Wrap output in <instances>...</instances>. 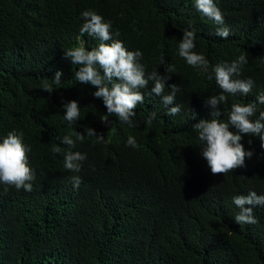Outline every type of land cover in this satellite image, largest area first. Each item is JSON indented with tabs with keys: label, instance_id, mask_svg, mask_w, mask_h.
Instances as JSON below:
<instances>
[{
	"label": "trees",
	"instance_id": "obj_1",
	"mask_svg": "<svg viewBox=\"0 0 264 264\" xmlns=\"http://www.w3.org/2000/svg\"><path fill=\"white\" fill-rule=\"evenodd\" d=\"M214 2L230 29L227 39L216 36L195 0H0V142L22 130L35 173L31 191L0 183V264H264V206H248L257 223L238 225L232 202L239 194H264L260 138L242 135L253 156L243 167L213 175L193 126L212 119L205 101L221 91L211 72L217 63L244 54L240 78L254 80L249 94L229 95L218 106L220 119L227 120L232 104L264 94V0ZM85 10L110 21L114 38L128 50L139 49L147 72L165 75L161 56L175 66L166 83L180 86L179 114H168L174 105L150 94V83L132 126L115 116L110 125L100 120L107 112L103 101L93 96L94 87L76 81L79 66L64 53L99 44L80 35ZM192 28L194 51L209 61L207 74L179 56L183 32ZM58 70L59 85L52 80ZM44 82L52 93L41 90ZM72 100L80 119L69 125L63 105ZM151 112L157 118L149 125ZM86 127L105 139L77 141L71 151L87 158L71 173L63 166L69 148L62 139L86 135ZM129 136L137 148L126 146ZM73 175L81 177L78 189Z\"/></svg>",
	"mask_w": 264,
	"mask_h": 264
},
{
	"label": "clouds",
	"instance_id": "obj_2",
	"mask_svg": "<svg viewBox=\"0 0 264 264\" xmlns=\"http://www.w3.org/2000/svg\"><path fill=\"white\" fill-rule=\"evenodd\" d=\"M195 8L216 26V36L227 39L230 36V29L225 25L224 15L217 7L214 0H195ZM83 20L80 27V35L85 34L99 41L96 47L87 50L84 43L68 49L65 58L72 65H78L74 76L76 81L89 84L96 89L93 96L103 101L107 109L106 114L100 120L110 125L109 117L115 116L121 123L132 126V117L136 115L135 109L138 104L145 100L143 89H147L151 83L150 94L161 97L165 106L174 105L168 108L169 115L180 113L182 105L175 103L176 94L181 90L177 84L168 85L169 73L175 72V66L169 64L164 56L160 57L159 65H165V75H161L157 69L147 72L145 65L141 63L143 53L137 49L130 51L124 46V42L114 38L111 31L112 24L105 21L104 17L92 10H85L81 13ZM119 36L117 32L115 34ZM196 29L185 30L179 43V56L188 65L198 69L200 72H209V61L202 53L194 51L196 48ZM248 63L244 54L239 55L231 62L217 63L211 72L217 86L221 90L219 94L209 96L205 104L212 108V119H201L193 125L198 132V139L201 142L200 149L202 157L213 175L227 174L237 168L245 166V159L253 156V151H246L241 143L242 135L258 136L264 147V110L259 105H264V94L258 95L254 102L247 104H232L228 112L227 120L220 119L219 105L227 103L229 95L249 94L254 86V80L249 77L242 79L241 72L244 65ZM62 71H56L53 82L61 84ZM208 79H213L208 75ZM166 87L169 89L165 94ZM41 90L52 93V86L44 82ZM65 109L64 119L69 125L76 124L80 119V107L77 101L72 100L63 105ZM257 112L259 113L256 117ZM253 117H256L253 119ZM157 118L156 112H151L147 123L151 125ZM233 129V130H230ZM86 135L76 132L75 139L71 135H65L62 143L67 145L69 151L64 154V168L71 173H79L82 162L86 160V154L79 151H71L75 148L76 142H83L86 137H95L97 142H103L104 135L97 134L93 128L86 127ZM251 143V141H249ZM126 146L137 148L138 144L133 136H129ZM59 152V147L53 149ZM31 147L24 143L22 130L9 131L7 136L0 142V183L14 186L15 189L31 191L35 180V173L29 166L28 153ZM73 187L78 189L81 184V177H71ZM233 204L238 209L234 220L238 225H251L257 223L253 213V207L264 206V194L257 195L255 191L247 195H236L233 197Z\"/></svg>",
	"mask_w": 264,
	"mask_h": 264
}]
</instances>
